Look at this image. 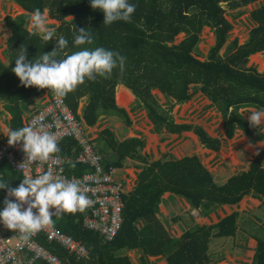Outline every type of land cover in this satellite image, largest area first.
Segmentation results:
<instances>
[{
	"label": "trees",
	"instance_id": "16d2710c",
	"mask_svg": "<svg viewBox=\"0 0 264 264\" xmlns=\"http://www.w3.org/2000/svg\"><path fill=\"white\" fill-rule=\"evenodd\" d=\"M257 1L260 0H129L136 5L132 19L105 25L103 12L93 9L89 0H14L26 14L5 18L11 37L6 45L8 65L0 63V100L5 102V108L11 115L9 128L26 126V119L37 111L30 112L24 119L29 101L46 89L23 86L12 72L20 49L27 48V58L35 59L45 52H51L56 47V39L62 35L69 41L65 51L71 54L79 50L73 47V33L75 29L84 28L92 35L93 41L80 48L104 47L119 53L124 57V62L122 67L118 62L106 77L85 78L83 83L62 97L77 120L90 126L101 111H114L113 92L117 85L122 84L147 109L149 119L156 126L161 117L156 110L153 90L173 100L174 103L169 102L175 106L188 101L191 90L194 92L197 89L223 111L229 136L235 126H239L251 139H260L257 128L249 126L237 110L245 107L264 108V73L246 66L251 54L264 51V7L251 14L257 26L250 31L248 41L241 46L237 41H232L226 52L220 55L232 28L225 18L227 11L232 12ZM37 8L42 12L46 10L48 18L59 23L53 26L56 36L47 42L38 35L30 36L28 33L30 14ZM204 28L212 30L215 44L209 50L207 59L201 61L194 51L201 41ZM180 34L184 35V39L177 44L175 40ZM84 96H87V104L82 115H79L78 102ZM230 108L233 110L230 111ZM119 113L126 120L125 112L122 110ZM176 129L181 128L178 126ZM204 138L201 139L204 141ZM141 146V141L130 139L117 145L115 150L121 161L136 154V149ZM58 147L60 151L52 155L71 159L64 166L67 178H79L88 171L87 166L74 160L80 147L73 137L59 139ZM187 163L158 162L147 168V174H154L155 171L163 173V181L147 175L144 180L142 173L134 191L127 196L122 194L123 219L117 235L111 241H105L97 232L83 227L85 209L54 214L51 225L84 243L87 249L85 258L77 260L57 244L48 242L42 233L36 240L63 264H126L124 256L130 250L141 251L144 263L149 256L162 255L167 257L169 264H206L209 229L189 231L178 239L170 238L154 217L160 196L170 189L175 194L191 198L197 208L202 199L218 204L235 203L241 195L250 191L264 193V171L252 166L248 173L232 179L220 189L204 191L201 183L205 182L201 177L191 175ZM194 168L200 170L199 167ZM104 169L109 170L105 166ZM0 178L7 183L6 188L0 189V207H3L6 194L19 185L22 177L2 161ZM139 220L144 222L142 226L137 224ZM218 228L221 231L219 235H231L236 228L234 217H227ZM256 261L264 264V242L258 244ZM33 264L45 263L36 260Z\"/></svg>",
	"mask_w": 264,
	"mask_h": 264
},
{
	"label": "crops",
	"instance_id": "0c3cea01",
	"mask_svg": "<svg viewBox=\"0 0 264 264\" xmlns=\"http://www.w3.org/2000/svg\"><path fill=\"white\" fill-rule=\"evenodd\" d=\"M251 4V8L247 7L249 4L246 8L227 11L225 18L232 28L222 48L223 54L232 41H237L238 46L246 43L250 31L257 26L252 21L251 14L264 7V0ZM23 11L14 0H0V63L4 65L9 62L6 45L11 37L5 18L26 14ZM211 34L214 37V33ZM210 49L206 33L201 34V41L194 55L205 61ZM246 66L255 68L260 74L264 73V51L251 54ZM192 91L188 101L171 106L169 101L174 103L173 100L158 90H153L156 110L158 109L161 117L155 126L148 117L147 109L137 102L131 90L119 84L113 92L114 111H101L90 126L80 120L102 163L112 170L114 181L123 186V195L127 196L134 191L142 173L144 180L147 175L163 181V173L160 171H155L154 174L146 172L148 167L158 162L188 161L187 167L191 175L201 177L205 182L201 183L204 191L220 189L232 179L248 173L252 166H258L264 171V125L256 127L260 139H251L239 126H235L229 136L227 121L220 107L212 104L201 90ZM50 95V89L46 88L33 97L29 101L24 119L30 112L38 110ZM86 104L87 96H84L78 102L79 115H82ZM249 109L256 108L245 107L237 110L246 121L249 116L246 110ZM122 110L126 114V120L119 113ZM10 119L5 102L0 100V141L7 136L5 130L9 128ZM178 126L181 129H176ZM130 139L141 141L142 146L136 149V154L120 161L115 148ZM194 167H199L200 170ZM240 194L241 192L238 193ZM157 204L154 217L170 238L178 239L189 231L209 229L206 264H258L257 247L259 242H264L262 191L245 193L235 203L218 204L202 199L197 208L191 198L175 194L169 189L162 193ZM229 216L234 217L235 231L231 235H219V224ZM137 224L142 226L144 222L139 220ZM143 257L144 254L139 250L127 251L124 256L127 259L126 264H169L166 256H149L146 263L143 262Z\"/></svg>",
	"mask_w": 264,
	"mask_h": 264
},
{
	"label": "clouds",
	"instance_id": "9594fccd",
	"mask_svg": "<svg viewBox=\"0 0 264 264\" xmlns=\"http://www.w3.org/2000/svg\"><path fill=\"white\" fill-rule=\"evenodd\" d=\"M93 9L103 12V23L111 25L116 21H130L136 5L129 0H89ZM29 35H38L47 42L56 36V28L49 27L47 11L35 9L30 14ZM73 47L79 48L68 54L65 49L69 41L64 36L56 39V47L35 59L27 58V48H22L15 57L12 72L25 86L38 89L48 88L55 95L63 97L72 91L85 78L92 80L96 76L106 77L119 62L123 66L124 57L104 47L88 48L79 46L92 44V35L84 28L74 31ZM251 127L264 125V108L246 110ZM7 143L14 145L22 142L23 151L29 161H46L53 153L60 151L58 138L47 131L32 126L16 129L8 128ZM7 183L0 178V189ZM8 195L14 199H5L0 207V224L7 229L18 230L21 238L29 236L51 224L54 214L83 211L90 200L76 182H70L50 173L34 178L25 177L18 186L11 188ZM25 205H27L25 207ZM36 210L35 212L33 210ZM54 209V211L50 210Z\"/></svg>",
	"mask_w": 264,
	"mask_h": 264
},
{
	"label": "built area",
	"instance_id": "2783aa9c",
	"mask_svg": "<svg viewBox=\"0 0 264 264\" xmlns=\"http://www.w3.org/2000/svg\"><path fill=\"white\" fill-rule=\"evenodd\" d=\"M26 121V126L50 132L58 140L73 137L80 147L74 160L87 166L88 171L79 178H67L64 166L70 163V158L51 154L46 161H29L23 151L22 142L9 145L7 136L0 141V162L5 161L18 171L22 179L50 173L53 178L60 177L78 183L90 200L85 208L83 227L97 232L105 241H111L117 235L123 219V186L114 181L112 170L104 169L101 157L93 142L84 133L81 122L76 119L63 98L54 93ZM5 197L14 199L8 193ZM41 233L48 242L59 244L77 260L87 256L84 243L62 233L51 224L29 236L27 240L21 238L18 230H10L0 224V264H33L36 260L45 264H63L36 240Z\"/></svg>",
	"mask_w": 264,
	"mask_h": 264
},
{
	"label": "rangeland",
	"instance_id": "374dc122",
	"mask_svg": "<svg viewBox=\"0 0 264 264\" xmlns=\"http://www.w3.org/2000/svg\"><path fill=\"white\" fill-rule=\"evenodd\" d=\"M15 3V2H14ZM16 4V3H15ZM19 6V5H18ZM253 6V4H250L249 6H247V7H252ZM20 7V6H19ZM16 8H18L17 6H16ZM21 8V7H20ZM246 8V7H245ZM22 9V8H21ZM23 10V9H22ZM21 12V11H20ZM24 12V11H23ZM15 15V14H14ZM48 15V14H47ZM19 16V15H18ZM70 18H68L67 20H69ZM30 20V19H29ZM48 20H49V27H56V26H58L59 25V23H57V22H55V21H53V20H50L49 18H48ZM29 24V23H28ZM28 26V25H27ZM28 29V28H27ZM211 32H212V30L210 31L209 30V28H204L203 29V31H202V33L201 34H203V33H206V37L209 39V46H210V48L212 47V46H214V44H215V36L214 37H212V34H211ZM184 39V35L183 34H180V35H178L177 37H176V40H175V43H180L182 40ZM223 50L224 49H222L221 51H220V54L222 53L223 54ZM51 243H55V242H51ZM55 244H57V243H55ZM59 247H61L59 244H57ZM62 248V247H61ZM63 249V248H62Z\"/></svg>",
	"mask_w": 264,
	"mask_h": 264
}]
</instances>
